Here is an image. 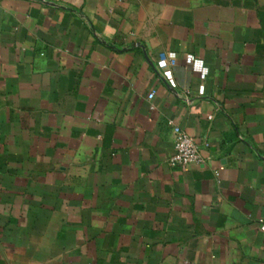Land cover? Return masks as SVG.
I'll list each match as a JSON object with an SVG mask.
<instances>
[{
	"label": "crops",
	"instance_id": "0c3cea01",
	"mask_svg": "<svg viewBox=\"0 0 264 264\" xmlns=\"http://www.w3.org/2000/svg\"><path fill=\"white\" fill-rule=\"evenodd\" d=\"M261 221L264 0H0V264H264Z\"/></svg>",
	"mask_w": 264,
	"mask_h": 264
},
{
	"label": "built area",
	"instance_id": "2783aa9c",
	"mask_svg": "<svg viewBox=\"0 0 264 264\" xmlns=\"http://www.w3.org/2000/svg\"><path fill=\"white\" fill-rule=\"evenodd\" d=\"M187 63L193 65V67L203 74L207 73L204 63L195 59L192 56L187 57ZM176 57L174 54L161 55V58L157 64V69L162 72V76L172 87H176V83L173 78L172 68L176 67ZM155 96L153 92L149 99L152 100ZM212 119L213 117H209ZM174 135L175 153L170 158V164L180 169H188L191 165H201L204 163V159L201 154V147L198 142L190 136L187 132L182 130L174 123H170ZM261 231L264 232V222L261 221Z\"/></svg>",
	"mask_w": 264,
	"mask_h": 264
}]
</instances>
